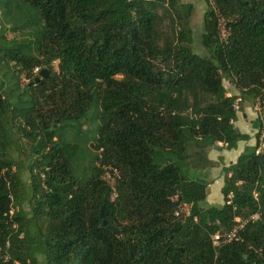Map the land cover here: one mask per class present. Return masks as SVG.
<instances>
[{"label": "trees", "instance_id": "16d2710c", "mask_svg": "<svg viewBox=\"0 0 264 264\" xmlns=\"http://www.w3.org/2000/svg\"><path fill=\"white\" fill-rule=\"evenodd\" d=\"M205 1L200 56L178 0H0L16 33H0V264H264V0ZM224 80L261 113L254 145L222 169L217 207L189 172L211 167L206 149L250 139ZM89 113L91 150L65 138Z\"/></svg>", "mask_w": 264, "mask_h": 264}, {"label": "rangeland", "instance_id": "374dc122", "mask_svg": "<svg viewBox=\"0 0 264 264\" xmlns=\"http://www.w3.org/2000/svg\"><path fill=\"white\" fill-rule=\"evenodd\" d=\"M178 2L180 4H184L186 6L191 5L192 9H191V14H190V27L192 30V50L200 55V56H204L206 55V51L202 48L201 43H200V36L202 33V27H203V19L205 16L206 11L208 10L209 7L212 6L211 2L210 4H207L205 0H178ZM4 16H3V12L2 10H0V33H1V29L3 27V25L7 26V31L5 33V38L7 40L12 39L14 36H16V33H14L13 31H11L9 29V27L11 26L10 23H6L4 21ZM166 26H167V22H166ZM218 27L219 30L221 31V33L224 35L225 34V29H224V22L222 20L218 21ZM222 36V35H221ZM23 37L21 36H17L16 39L17 40H21ZM13 64V63H12ZM52 66L55 70H57V63L53 62ZM42 69H46L45 67H42ZM3 74L2 71H0V76ZM32 77L36 78L39 77V71L37 69L34 70V72L32 73ZM117 78H120L119 76ZM2 80L6 83V77H3ZM14 81V80H13ZM13 81H9L8 84H10L11 82L13 83ZM19 81V85L23 86L26 83L29 82V79L26 78L24 75H20L18 78ZM223 86L227 91V94L230 95H236L239 96L237 91L235 90V88L229 84L227 81H223ZM240 97V101L237 105V107H239V113L244 111V107L246 105V103L251 104L252 108H255L254 110H252V118L256 119L257 117L260 116L261 113V109L258 106V103L255 99L247 97V96H239ZM51 105H46L43 104V109L42 112H44V114H46V111L49 110L51 107ZM55 127L58 126V123L56 122ZM99 125L98 119L95 118L94 114L89 113L85 124L82 128V133L80 135L79 138H76L72 132L67 131L65 133V138L71 142V143H75L77 144L80 148L82 149H89L91 150V145L94 143V137L96 136V129ZM64 131H60V133H63ZM256 134V133H255ZM255 134L253 135V137L255 136ZM253 142L255 143V139H253ZM218 144H216L217 146ZM25 145H22L21 148V153H20V164L22 167H25L28 163V159H27V155H26V150H25ZM208 149L205 150V154L206 151ZM222 171V169H221ZM192 176H200L203 179H205V182H208V179H206L205 175L206 173H204V171H199V170H190L189 172ZM218 174V172L216 173ZM106 182L109 184V186L112 188V194H111V198L114 199L115 198V192H114V188H115V180L113 179V177H110V175L105 174L104 175ZM205 177V178H204ZM22 180L24 182V184L21 186L19 192H18V198L21 202H22V206L24 208V210H28L29 206L27 204V199L28 196L30 194V190H29V174L27 172H24L22 175ZM217 184L214 183L210 186V188L208 189V191L210 192V202L213 206H217L219 207L220 205H222L223 201H222V195L220 193V188L217 189ZM13 200H15L13 198ZM208 204V203H206Z\"/></svg>", "mask_w": 264, "mask_h": 264}, {"label": "crops", "instance_id": "0c3cea01", "mask_svg": "<svg viewBox=\"0 0 264 264\" xmlns=\"http://www.w3.org/2000/svg\"><path fill=\"white\" fill-rule=\"evenodd\" d=\"M228 96L230 94H227ZM255 108L251 107V104L246 103L244 107V111L238 112L237 110V120L233 123V126L243 134H247L250 136L248 141H240L237 143L235 149L226 150L221 143H218L217 146L210 148L206 151V157L211 162V167L204 169V173H206L205 177L208 179V187H207V197L206 203L208 205H212L210 202V192L208 189L214 183L217 184V189L222 187L223 184V172L221 169L229 166L234 163L237 159L238 155L243 151L246 146L254 145L253 135L257 132V129H253L254 122L256 119L252 118V110ZM218 172V174H216Z\"/></svg>", "mask_w": 264, "mask_h": 264}, {"label": "built area", "instance_id": "2783aa9c", "mask_svg": "<svg viewBox=\"0 0 264 264\" xmlns=\"http://www.w3.org/2000/svg\"><path fill=\"white\" fill-rule=\"evenodd\" d=\"M222 35V36H221ZM227 33L225 32V34L223 35L220 31V37L221 39H225ZM240 101V98H237L235 101V105L234 107L238 110V103ZM263 137V134L261 135V138ZM178 212L175 213V215H177ZM235 230L231 231L229 234H225L224 236L219 235L218 233H215L214 235L211 236V243L213 247H219L223 242H227L230 241L234 236H235Z\"/></svg>", "mask_w": 264, "mask_h": 264}, {"label": "water", "instance_id": "95a60500", "mask_svg": "<svg viewBox=\"0 0 264 264\" xmlns=\"http://www.w3.org/2000/svg\"><path fill=\"white\" fill-rule=\"evenodd\" d=\"M39 76H40V78H39V77H36V78L34 79V82H38L40 79H47V78L49 77L45 69H41V70L39 71ZM199 181L202 182V183L204 182V180H199ZM99 216H100V218L102 219V224H103L104 226H106V225H107V221L103 218V213H102V211H100ZM109 229H110L113 233H115L116 236L119 235V232H118V230H117L116 228H113L112 226H109Z\"/></svg>", "mask_w": 264, "mask_h": 264}]
</instances>
